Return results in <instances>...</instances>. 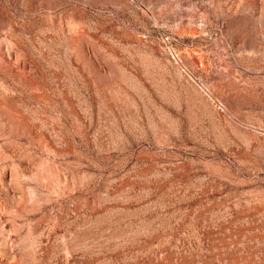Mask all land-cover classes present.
<instances>
[{
	"label": "rangeland",
	"instance_id": "rangeland-1",
	"mask_svg": "<svg viewBox=\"0 0 264 264\" xmlns=\"http://www.w3.org/2000/svg\"><path fill=\"white\" fill-rule=\"evenodd\" d=\"M0 264H264V0H0Z\"/></svg>",
	"mask_w": 264,
	"mask_h": 264
}]
</instances>
